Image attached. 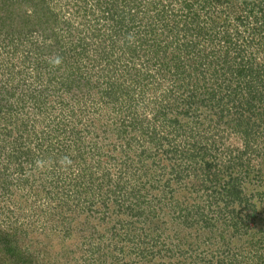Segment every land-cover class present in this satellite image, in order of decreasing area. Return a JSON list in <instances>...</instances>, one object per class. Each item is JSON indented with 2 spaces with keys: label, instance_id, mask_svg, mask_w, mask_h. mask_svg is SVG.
Here are the masks:
<instances>
[{
  "label": "trees",
  "instance_id": "trees-1",
  "mask_svg": "<svg viewBox=\"0 0 264 264\" xmlns=\"http://www.w3.org/2000/svg\"><path fill=\"white\" fill-rule=\"evenodd\" d=\"M249 46L255 50H248ZM0 50L12 54V61L17 57L22 63L32 62L36 67L34 70L54 65L57 56L61 58L60 64L73 59L71 68L79 70L85 65L89 67L91 60L94 66L113 64L118 71L125 61L127 65H134L129 70L135 67L136 71L132 74L136 82L144 85L145 93L151 90L161 92V95H155L160 105L152 109L158 115L163 105L166 114H186L194 120L200 106L208 117L216 119L218 116L219 122L226 125L227 129L247 134L246 143H249L253 128L264 127V0H0ZM245 52L249 53L247 60L244 59ZM257 59L262 62L257 63ZM0 65V147L1 151L8 150L7 157L11 156L10 161L0 168V176H3L12 164V169L19 166L24 170L26 163L35 162L37 154L43 155L51 150L60 152L59 147L52 142L42 147L36 141L35 145L25 147V143L33 136L39 139L38 133L29 131L31 129L27 120L21 124V136L10 143L5 135L11 130L14 113L25 110L27 105L43 112L48 101V97H44L45 91L55 80L61 83L60 102L79 101L82 97L71 93L85 76L80 73L79 79L69 67L68 75L62 78L52 76L49 84L40 77L42 85H48L46 90H42L35 86L34 79L38 78L35 71L34 74H22L29 70L28 66L24 65L23 70L20 68L18 74H14L10 62ZM122 73H113L106 89L100 88L98 91L102 94L101 101L116 109L130 101L133 93L128 90L130 86L126 88L122 78H118L123 76ZM211 78L215 79L212 84ZM157 80H170L173 85L158 89L153 87V84L158 83ZM18 91H23V96L18 97ZM181 94H185L183 99ZM161 96L166 101H162L159 98ZM14 97L21 111H11ZM236 102V114L240 116L231 112ZM97 106L100 107V104ZM3 122L9 125L4 128ZM171 152L177 158L183 150L176 145ZM99 154L106 157L100 174L89 164L80 167L71 161V174L67 175L64 171L57 177L58 169H53L51 179L41 180L44 183L39 185L47 189L43 203L48 205V209L44 206L39 208L36 195L32 193L11 209L4 208V213L17 214V225H9L12 233L26 236L30 233L29 228L40 224L49 226L51 231L58 227L61 237L70 238L74 233H83L81 229L76 230L74 211L79 214L85 212L87 219L102 223V228L110 232L111 227L113 229L121 222L119 219L123 213L120 210L127 202H131L128 210L135 208L136 216L144 214L146 211L140 213L138 206L144 200L142 192L147 187L132 180V176L139 178V172L131 156L124 159L111 149ZM189 156L194 160L197 154ZM62 157L60 154L57 158L60 160ZM203 162L206 165L204 169L214 165L212 160L205 157ZM60 167L64 166L61 164ZM175 171L173 169L172 172ZM23 182L21 180L22 185ZM10 184V181L6 184L0 178L1 195L10 193ZM218 187H210L212 202L223 199L228 204L234 201L250 204L249 197L243 199L240 180L234 179L230 187ZM193 188L192 192L195 193ZM179 195L171 198H174L175 208L186 227L199 225L212 229L216 226L212 217L200 213L199 204L186 197L183 198L189 199L187 202L182 200V195L192 196L191 192ZM156 196L158 202L164 200L160 199L161 195ZM158 205L150 206L147 217L153 216L152 210L166 213ZM25 208L32 211L26 217L28 221L23 218L22 209ZM55 211L62 220L54 218ZM232 219L238 223L236 215H232ZM78 227L84 228L83 225ZM7 228L0 227V246L8 251L7 257L23 258L27 252L25 245L17 244L18 240L10 235ZM95 230L98 231L96 227ZM229 240H232L231 236L226 238V243ZM136 251L140 249L136 247ZM141 253H138L139 259L151 260L147 253ZM241 256L239 253L227 255L219 262L242 264Z\"/></svg>",
  "mask_w": 264,
  "mask_h": 264
},
{
  "label": "rangeland",
  "instance_id": "rangeland-1",
  "mask_svg": "<svg viewBox=\"0 0 264 264\" xmlns=\"http://www.w3.org/2000/svg\"><path fill=\"white\" fill-rule=\"evenodd\" d=\"M247 48L255 50L250 46ZM248 54L244 53V59L247 60ZM11 56L13 55L0 50V63L10 62V67L15 70L14 74H18L20 68L23 70L24 65L28 66L29 70L23 71L22 74H34L35 71L38 75L37 80L34 79L35 86L42 90H46L48 85H42L40 77L44 83L49 84L52 76L62 78L68 75L69 67L73 65L71 59L65 64L43 66L42 70H34L36 67L32 62L25 64L17 57L12 61ZM256 61L262 62L258 59ZM50 62L51 60L48 61ZM88 65L89 67L85 65L81 70L71 68L73 75L79 79L78 74L83 73L85 76L71 93L82 97L79 101L76 99L60 102L61 83L57 80L45 91L44 97L47 96L48 101L43 112L35 110L32 105L25 106L26 109L21 111L17 105L18 100L12 98L14 105L11 111L21 112L14 113L11 130L5 135L10 143H14L21 136V124L27 120L31 129L29 131L38 133L39 139L33 136L25 143V147L35 145L36 141L42 147L52 142L59 147L60 152L51 150L43 155L37 154L35 162L26 163L24 170L19 166L14 170L12 164L4 171L3 176H0L1 181L6 184L10 181L12 186L10 193L0 194V227H8L10 235L18 240L13 241L20 246L25 245L27 249L23 258H10L7 257L6 248L0 246V264H221L220 259L236 253L242 255V264H264V127L253 128L249 143H246L247 134L242 135L237 130L227 129L226 125L219 122L218 116L216 119L208 117L205 109L200 106L194 120L186 114H166L163 112V105L158 115L152 109L160 105L155 95H161V92L151 90L145 93L144 85L136 82V77L132 74L136 71L135 67L129 70L134 65H127L124 61L118 71L113 64L94 66L90 60ZM234 65L237 66L236 63ZM113 73H122L123 76L118 78H122L125 87L130 86L128 90L133 92L131 100L124 102V105L117 109L101 101L102 94L98 92L100 88L106 89ZM211 80L210 83H214L215 79ZM157 81L153 87L158 89L173 85L170 80ZM18 92V97L23 96V91ZM181 95L183 99L185 94ZM159 98L166 101L162 96ZM192 102L195 101L192 99ZM97 104H100V107ZM237 111L236 102L231 112L240 116L236 114ZM2 116L5 117V114ZM2 124L4 128L9 125H6V122ZM176 145L183 150L177 158L171 152ZM107 149L113 150L114 154L119 157L121 155L124 159L129 155L133 159L139 178H131L134 182L144 185V188L147 187L142 192L144 200L138 206L140 213L146 211L144 214L136 216L135 208L128 210L131 202H127L120 210L123 219H119L121 222L113 229L111 227L110 232L102 228V223L87 219L85 212L79 214L74 211L76 230L81 229L83 233H74L70 238L61 237L58 227L51 231L49 226L40 224L29 228L30 233L26 236H15L12 233V227L17 225V214L4 213V208L11 209L32 193L36 195L37 206L48 209V205L43 203L47 189L39 185L44 183L41 180L51 179L53 169H58L57 177L64 171L67 175L71 174V161L80 167L89 164L100 174L106 157L99 152H106ZM7 152L8 150L1 151L0 147V168L11 159L10 155L7 157ZM60 154L63 157L59 160L57 157H60ZM190 154L197 156L191 160ZM65 157L68 159L65 160ZM203 157L213 161L214 165L210 169H204L206 165ZM38 161L41 163L38 164ZM61 164L63 168L60 167ZM195 167L197 170H194ZM173 169L176 171L172 172ZM28 179L29 182H26ZM234 179L241 181L243 199L249 197L250 204L239 201L228 204L223 199L212 202L209 197L210 187H230ZM21 180L25 182L24 186ZM32 185L34 187H30ZM188 191L192 196L182 195V200L187 202L191 199L199 204L200 213L212 217L213 222H216L215 227L209 229L199 225L185 226L182 216H179L175 208L176 202L171 197H180L179 194ZM129 194L130 190L126 195ZM156 195H161L160 199L164 200H159V203ZM183 197L189 199L185 200ZM155 205H158L160 210L164 208L166 213L152 210L153 216L147 217L150 206ZM22 210L23 218L28 221L29 218L26 217L31 215L32 211L29 208ZM56 213H53L54 218L62 220ZM232 215L237 216L238 223L232 219ZM248 216L250 219L247 220ZM82 225L84 228L78 227ZM69 229L74 231L73 228ZM228 236H231L232 240L226 243ZM24 238L25 240H22ZM136 247L140 249V254L144 251L151 260L139 259Z\"/></svg>",
  "mask_w": 264,
  "mask_h": 264
},
{
  "label": "clouds",
  "instance_id": "clouds-1",
  "mask_svg": "<svg viewBox=\"0 0 264 264\" xmlns=\"http://www.w3.org/2000/svg\"><path fill=\"white\" fill-rule=\"evenodd\" d=\"M53 63L55 66H58L61 63V58L59 56H57ZM64 159L67 160L68 158L65 157ZM37 163L40 164L41 162L38 161Z\"/></svg>",
  "mask_w": 264,
  "mask_h": 264
}]
</instances>
